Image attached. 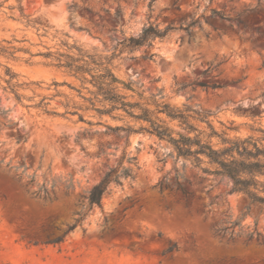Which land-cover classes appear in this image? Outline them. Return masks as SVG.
Listing matches in <instances>:
<instances>
[{
    "label": "rangeland",
    "instance_id": "rangeland-1",
    "mask_svg": "<svg viewBox=\"0 0 264 264\" xmlns=\"http://www.w3.org/2000/svg\"><path fill=\"white\" fill-rule=\"evenodd\" d=\"M149 24L171 28L127 46ZM66 44L111 57L130 87L118 83L117 93L174 137L195 132L157 104L208 111L228 138L264 129V0H0V264H264V242L216 232L238 220L264 234V207L233 192L229 177L204 172L215 169L206 159L178 157L166 138L115 130L150 123L122 109L99 114L95 87L43 56L74 53ZM188 122L222 147L205 121ZM125 168L130 175L90 205L92 187Z\"/></svg>",
    "mask_w": 264,
    "mask_h": 264
},
{
    "label": "trees",
    "instance_id": "trees-1",
    "mask_svg": "<svg viewBox=\"0 0 264 264\" xmlns=\"http://www.w3.org/2000/svg\"><path fill=\"white\" fill-rule=\"evenodd\" d=\"M153 0H150V4ZM212 16H217L220 19L230 20V18L222 14L218 10L211 11ZM239 15V14H238ZM239 21L237 18H235ZM183 24V22H182ZM198 24V20H191L185 29ZM171 27L159 29L157 26L149 24L145 27L139 37H128L125 41L129 47H138L144 43H148L155 37H162ZM69 50H74V53H53L46 52L44 57H53L56 68H63L65 72L77 77L82 83H90L95 87L94 98L96 101L103 103V108H94L99 114L111 113L113 110L122 109L128 115L135 119H141L150 123L149 127L139 126L134 128L132 126L115 127V130H122L126 134L138 131L154 132L161 138H166L172 145L178 157L185 159H191L195 165H200L204 159L209 164L215 165V169L210 171L206 168H202L204 172H208L214 175H225L232 180V191L243 194L249 201V204H258L264 207V129L258 128L257 131L261 133L259 137L248 135L246 137H234L228 138L225 133H217L212 125L207 120L210 116V112L205 110H195L189 106H185L184 110L171 107L168 103L162 102L157 104L160 112L166 113L171 119H179L181 123L185 125V129L188 132L194 131L193 136L183 135L177 133L178 137L172 136V132L168 128L163 127L160 121H154L150 118V111L147 108L140 107L138 103H131L125 101V97L117 93L118 83L124 84L117 79L110 68L111 57H102L95 54L88 53L86 50L78 47L75 44L67 45ZM10 72V69L7 68ZM7 82L10 84L11 80L15 77V74L9 75ZM56 85L58 83L55 82ZM12 86H18L17 84H11ZM125 85V84H124ZM197 85H202L198 83ZM130 89L129 85H125ZM186 87L182 84L179 89ZM213 87H216L214 85ZM101 96V99H98ZM17 99L19 95L16 94ZM94 106V104L91 102ZM40 106V105H39ZM44 106V105H42ZM107 106V107H106ZM138 107L140 113L136 114L131 109ZM189 112H192L191 115ZM75 112H73L74 114ZM188 118H194L200 121H205L210 129V133L206 135L207 138L217 136L220 138L222 147L215 148L210 140L202 139V132L196 129L192 124L188 122ZM110 128V127H107ZM119 174L128 176L130 171L125 168L120 173L116 170H110L106 176L96 185L92 187L88 194V202L90 205H99L103 194L107 189V185L110 181H118ZM32 181V180H31ZM181 193L185 196L188 192L178 185ZM37 193L43 192L47 194L45 186H40ZM224 225L218 226L216 229L217 234L221 236H228V241H234L236 238L243 236L244 243H249L252 239L257 242H264V234L259 232L257 228H254L250 232H244L240 227L238 220L223 221ZM239 227L236 231L235 228ZM61 237L51 240V242H58ZM177 249L175 243H171L166 252H170Z\"/></svg>",
    "mask_w": 264,
    "mask_h": 264
}]
</instances>
